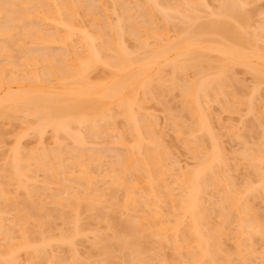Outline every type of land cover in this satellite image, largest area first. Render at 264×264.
Segmentation results:
<instances>
[{
    "label": "bare ground",
    "instance_id": "1",
    "mask_svg": "<svg viewBox=\"0 0 264 264\" xmlns=\"http://www.w3.org/2000/svg\"><path fill=\"white\" fill-rule=\"evenodd\" d=\"M15 1H17V0H1L0 1V38L2 37L0 43H2V39H3L6 41V43L9 41L7 43L9 45V43H11L12 40L15 39V38L14 39L11 38V37H13L12 32L14 31V29L16 27L20 28V26H21L22 32H20V34H22V36H20L18 34V31H20V30L17 31V29H15V31H16L15 34L17 33L15 36H17V35L20 36L19 38L21 40L23 39V37H24V39H28L27 42L29 41L30 43L29 44L27 43V45L29 46L30 44L31 45L33 44L34 46H31V45H30L31 47H27V45L24 46L23 43L26 40H24V42L22 41L23 43L20 42V44H22L20 48L17 46V48L22 50L25 54V55H22V58H24V59L22 60L23 62L20 61V65L22 64L21 65L22 68L20 67V65H18L21 68V69H19V67L17 65H16L17 67L12 65V64H14L13 63L14 60L13 61L10 60V62L8 60L9 56L12 55V54H9V52L12 48L10 50L8 49L9 52L7 53V49L5 46H8V45H6V43L4 41L3 42L5 44L4 43H2V44H4L5 46L2 44L0 45V56H1L0 58L2 60V58L4 57V59H5L4 62L6 61L4 64H6V66L10 67V69L12 70V72L10 69L7 70L6 68H8V67L5 68L4 64H2V67H0L1 68L0 69V120H3V118H4V120H6V119L8 120L9 118H6V117H9V116H11L17 120L16 114L22 115V114H20V112L25 113L26 114L25 117H27V116L33 117V118L31 117V120L34 119L35 117L38 118V121H36L34 123L35 126L33 125L34 127L32 129V130H34L33 133H35L38 136L36 138L38 141L41 142L44 135H46L48 132L47 129H50L51 130L50 131L51 136H52V138H51V136H50V138L53 139L55 141V143L56 142L60 143V136L63 137V135H64V137L66 139H67L66 136L70 137L72 139V141L76 145H78L77 148L80 146V147H82L81 149L84 150L85 148H83V147L87 144L86 138L93 137V139H94L95 137L100 136L99 133L103 132L104 129H105L104 132L107 136L109 135L110 132L114 133V131H113L114 125L112 127H110L112 125L111 124L112 123L111 117L115 114L113 112H116L118 114V116H120V117L123 116L124 121L128 122L130 125L129 126L130 129L128 128V124L126 125L127 130L124 134H126L128 132L130 135L131 134H132V136L134 135V140L131 139L133 142L131 141V143H130V141H128L129 138H126V135L124 136L123 133L122 134L125 138L122 136L123 139H122V137L117 139V141L119 140L117 142V144L120 147H124L126 145L127 141H128L127 145H128V143H129V145L132 143L133 144L131 146H128L129 147V149H127L128 153L125 155L126 159L124 160V157H123V159H122L123 161H120L123 163V165H122V163H119V165H117L119 168H117V166L114 167V169L115 168L120 169L118 171H120L121 173L119 172V175L111 178L112 174H114V173L118 174V173H116V172H118L116 170V172L114 171L109 176L111 178V183L109 181V184L112 185V186L110 185L109 187L112 188L114 185V186H117L115 188H124L123 190L126 191L125 192L126 193V195H125L126 199H125V201H123L125 203H124V206L121 205V206H123L121 208H125V210H127V211L130 208L134 209V207H136V209H137L138 205L136 203H138V204L140 203V204H142L143 211H144V209H145V211L147 209L148 216L144 215L145 211H144V214L142 216L137 215V214H133L132 212L128 211L127 213L128 214L130 213L129 214L130 216H131V214H133L135 217L133 219H130L128 216L129 220L134 221V222H131L130 225L135 224L133 226L131 225L132 229L134 227V229L132 230L133 232L131 231L129 234H127V235L124 234L122 236H119V235L117 236V234H115L116 236H114V238H113L114 239L113 242L115 243L114 245L120 247L122 249V251L125 252L126 259L128 261L127 264H132V263L139 264L140 261H141V264H143L145 262V260H144V258H142V256H139L140 251H142V249L140 250V248H141L140 247V243H141L140 241L142 240V237L144 236L143 234L146 232V229H148V227H149V228L154 229V230L152 229L151 232L152 233L154 232L156 235H158L160 237V238L159 237L158 238L161 241H163V240L167 241L169 239L171 241H173L171 243L174 244L173 248L175 249V251L177 250L178 252L183 253L182 250L187 249L190 252V255H188V256H190L188 261L184 260L185 262L183 263V261H182V264H221V263H219L220 260L218 261V259H219L218 254H221V251H222L221 249L223 246L222 245L223 242L221 240L222 234L220 233L221 227L218 228L219 231H218V229H216L218 226L217 227L214 226L215 230H214V228L211 229L212 227L209 229L208 228L209 223H207V221H205L206 219H204V216H206L205 211L207 212V210L205 209V211H203L204 209H201L202 208L201 205L204 206V204H201L202 203L201 200L203 199L202 197H204L202 195H204V191H206L205 189L208 188L207 185L210 184V183H208L209 179H212L214 181L213 182L214 188L217 184L224 185V184H222V183H224V181L218 180L219 178H218V175L216 172V167H215V164H217V162H219L218 161L219 159H220V161L223 162V160H221V155L219 156V155H215L212 153H208L203 157L204 158L203 159L201 154H200L199 157H201L202 159L199 160L200 158L198 157L199 158L198 162H200L198 167L196 169L194 168L195 170L193 169V170H189V171H185V172L181 171L180 170L181 167H179L178 171H180L181 173L178 174V176H177L178 172L176 170L170 169V173H171V171H172V173L173 172L175 173V171L177 172L175 174L173 173V175L174 176L176 175L175 176L176 177L175 182L179 185L178 187L180 189L179 190L180 193L177 195V197L174 196L173 193H175L174 192L175 190H170L173 188H171V187L169 188V186H167V184H166L167 182H164V177L171 175L172 173L169 174L168 172H166L168 170V168L165 169L166 167H163V166H167V165L166 164L163 165L164 164L163 162H165V159L163 160L164 157H162V154L160 153L161 152L160 149L158 150V147L160 144H159L158 140L155 139L154 137L147 136L148 132L147 131L145 132V129H147V128L150 129V126H148V125L145 126L146 123L140 124V122H142V123L145 122V120H144L145 118L143 119V117H144L143 112H142V115H143L142 119L144 121H142L141 118H140L141 120L139 121V117H138V116H140L138 113V110L140 112L141 108L143 109V106H144V104H143L144 102L141 103V101H144V100H142L138 97H139L140 93H142L143 95L148 93L149 88L151 87L150 86L151 82H153L154 80H158L157 82L162 80V83H165L164 81H167V80H165L166 77L164 79L163 78L161 79V77L165 76L164 75L165 74L164 66L167 67V65H170L172 67L173 71H179L180 70V71H182L181 73H183V70L185 72V69L186 70L189 69L188 67H192L193 69L196 68V70H197L200 67L198 65L199 60H201L200 56H201V58H202V56H204V54H203L204 51H200V50H205V52L206 51L215 52L216 54L220 55L217 58L220 59V61H221L220 62L221 64L220 63L218 64L219 68H218L217 72L215 73L216 77L212 76L214 78H212V77L209 78V79H212L209 81V79H206V77L207 76L209 77V75L206 76L203 74L202 75L203 77L201 76V78H200V76H199V78L201 80L199 81V78H198V80H197L198 83H197V81L196 82H190L192 84H189L188 87H186V85H185V89L183 91V96H184V99L186 102V106H187V104L189 105L188 109H190L189 111H191V115L193 116V119L195 121L194 122V126H195L194 129L191 128L192 132H194V133L195 132H199V133L200 132L201 133L206 132V130L209 129V128L207 129V127H209V126L206 127V125L204 123L206 119H203L204 122L202 121V118H206V117L204 116V114H203L204 117L202 116L203 111L201 109V105L199 104V102H201V101H199V97L202 98L201 96H204L205 98H209V97L211 98L214 94V93L212 94V91L214 90L213 88H215V92L217 91L219 93L220 88L222 87V85H224L221 83H225L224 79L226 78L227 74L230 72L231 67L234 68L235 66L241 65L245 68L247 67L248 68L247 70L248 71L250 70L251 73H253V75L257 74V76L260 79L264 78V50H263V52L260 51V50H262V48H261L262 45L264 46V42L262 41V40H264V36H263V38L261 36L262 40L260 42H262V44H260L259 39H258L259 43L256 40L257 43L255 42L256 45L254 46L257 50L256 52L254 51L255 50V48H254L252 53H246V51L244 52L240 48V45H239V44H241L240 42L243 41V36L241 33H239L241 31V28L236 27V24H237L236 22H238L239 24L241 23L240 24L241 27H242V25L244 26V22L246 23V21H245L246 15L242 16L243 13H241V11L239 13L241 15L238 14L239 10H241L243 8V6L242 7L240 6L241 9H239L240 7L238 5H241L242 3L239 2L238 0H235L236 2H234V0H224V4L223 5L221 4L222 6L219 7L220 8L219 11L217 13H215V15L218 17V20L212 19L214 21L209 22V23L200 22L201 24L200 25L198 24L199 27H197V26L195 27V31H194V29H192L193 31H189L190 30L189 29L188 31H186L184 33L185 28H183L182 29L183 35L179 36L180 38H178L174 41H172V39L169 38L168 35H167L168 37L162 36L160 33H158V35H157L156 34L157 32H155V31L152 32L153 33L152 35L151 34L148 35L150 37L137 36L138 35L137 33L139 31L148 33V30H147L148 26L144 23L143 26L146 27V29H145L146 31H145V30H143L144 27L142 25H141L142 27L140 26L141 28H138L139 24L136 23L137 24L136 25L137 26L136 27V31H137L136 34L137 35L135 34V32L131 35V33L133 32V30H131L132 27L130 28L131 31L129 30V28L127 31V32H129L128 34L131 37H133V35L136 36V37H133L134 39L137 38L136 40L133 39L136 44L137 43L141 44L142 45L141 47H143L144 49L148 48V46L150 47L149 41L151 39L147 40V38H152L151 36H154V38L156 36V39H157V37L160 38L161 43H158V41L154 40L155 43H154V41L151 42L152 44L154 43V45L151 44V48L146 49V52L143 56H138L136 54L137 52L136 53L133 52L136 55L132 56V52L130 51L131 53L129 52L130 53L129 54L127 52L128 49L126 50V48L123 45V44H125L124 41H122L123 40L122 36L125 33L123 27L119 26L121 29H123V32H124L123 33L122 31H120L119 34L117 32L118 29H116V27H115L116 25L114 26L111 23L109 24L110 25L109 28L111 27L109 30H105L106 28L102 30L104 33L102 31H100L101 28H100V30H97L99 32V34H97V36H96V37H98L97 39H99L98 42L100 41V39L102 40V43H100V45H102V46H100V48H99V44L96 43V39H95L96 37L93 38V36L91 35V31L89 29H86V27L83 25L85 21L82 23V20L80 19L81 20V26L82 25L83 26L81 27L79 25L80 21L77 22L78 11H79L78 8L81 9L80 7L84 5V0H76L75 3L73 2V0H44V1L41 0V2H42L41 3L39 0V3H38L39 5L37 3H33V0H31L32 2L31 1L28 2L27 0H26L27 2L25 0L24 1L22 0L23 1L22 2L21 0H19L20 2L17 1L16 3H14ZM100 1H102V0H100ZM193 1L194 0H191V3H190V1H188L189 3L187 2L186 4L184 2V4H185L184 7L186 5H188V8H189V4H190L191 5L190 7L193 8V10H191L192 8L189 9L190 11H188L184 8L186 10V12H183V13H186V16L190 15L187 13V11L189 13H191V11L194 12L195 8H196L195 11L196 10L200 11L199 8L197 9V6L195 7V4L196 3L198 4V2L195 0V3H194ZM203 1L204 0H202V2ZM237 1L239 2L238 4H237ZM90 2H92V1H90ZM142 2L143 3H140L141 5L144 4V1H142ZM85 3H87V2H85ZM204 3H205V1H204ZM29 4L31 6L33 4L32 7L30 6V10L28 7ZM35 4H37V5H35ZM98 4H97V6H98ZM146 4L151 5L152 3H148V2L146 3L145 2V5ZM147 5L145 7L149 8L150 6H147ZM156 5L158 6V4H156ZM92 6H94V5H92ZM116 6H117V4H116ZM137 6H138V4H137ZM203 6L205 7L206 3L202 4V7ZM25 7L28 8V10ZM141 7L142 6L139 5L138 9L141 12L143 10L145 12L146 9H144V8L142 9ZM151 7H153V6H151ZM151 7L149 9H151ZM83 8H85V7H83ZM99 8H100V10L102 8V11H105V9H106V8H104L103 4H101V5L99 4L98 8L93 7L92 11L96 10V12H97ZM126 8H127V6H126ZM130 8H132V5ZM159 8H161V7L159 6ZM175 8H178V7H175ZM175 8H172V9H175ZM182 8H183V6H182ZM186 8H187V6H186ZM133 9H134V7L132 8V11H133ZM161 9L167 11V8L163 7ZM139 10H138V13H136L137 11L135 13L136 14L141 13ZM237 10H238V12H237ZM150 11H152V10H150ZM154 11H156V8H155V10L150 12V15L154 14ZM175 11H176V9L173 12H175ZM80 12H81V10H80ZM96 12L94 14H96ZM170 12H172V11H170ZM170 12H169V15L171 14ZM104 13H107V11H105ZM147 13L149 14V12H147ZM178 13H177V15L180 14V13L179 14ZM196 13L197 12L192 13V14H194V17H195ZM143 14H142V16H143ZM175 14H176V12H175ZM184 15L185 14H183L182 17H185ZM197 15H198L197 17L199 18L198 13H197ZM210 16H212V15L210 14ZM213 16H214V13H213ZM127 17L132 18L129 15ZM165 17L167 18V15H165ZM192 17H193V15L192 16L190 15L188 18H190L192 20ZM122 18L124 19V17H122ZM122 18L120 17L119 18L120 20H118V21H122ZM171 18L174 19V17H172V16H171ZM188 18H186V19H188ZM198 18H196V19H198ZM214 18H216V17L214 16ZM127 19L129 20V18H127ZM149 19H150V17H149ZM186 19H184V20L187 22L189 19L188 20H186ZM193 19H195V18H193ZM182 20H183V18H182ZM191 20H189V21H191ZM231 20L232 21L235 20L234 22L236 24L235 25L231 24V22H230ZM96 21H97V19H96ZM96 21H95V26H96V24H100V23H97ZM168 21H169V19H168ZM36 22L38 24L41 23L40 27L39 26L37 27V25H35ZM46 23H49V24L51 23L55 26L52 34H50V32H47V31L46 32L48 34L46 32H44L45 30H48V29L43 28L44 29V31H43V29L41 28L42 27L41 25L44 24L43 25V27H44L45 25H47ZM146 23H148V22H146ZM191 23H192V21H191ZM51 24L49 26H51ZM148 24L150 26V23H148ZM184 24H186V23H184ZM93 25H94V23H93ZM99 27L100 26L98 25V28ZM117 27H118V25H117ZM187 27L189 28V26H187ZM35 28H36V30H35ZM98 28H96V29H98ZM190 28H192V27H190ZM193 28H194V26H193ZM237 29L239 32L237 31ZM149 31H151V30H149ZM106 32L108 33V35ZM121 32H122V34H121ZM149 33H151V32H149ZM116 34L119 35V38L122 37V39L121 38L120 39H121V42L123 44L119 41V38L117 39L115 37ZM120 34H121V36H120ZM208 34H211L212 36L215 35L214 37L219 38V40H220L219 42H221L220 38H222V40L224 39L223 43L221 42L220 44H218V43H215V41L214 42L212 41L213 42L212 44L213 45L216 44V46L215 47H213V45H212V47L208 46V45H210V43H203V39L205 42L206 38H208L210 36L209 35L206 37V35H208ZM94 35H96V34H94ZM262 35H264V34H262ZM170 39H171V41H170ZM245 40L243 42H245ZM15 41H18V40H15ZM163 41H165L166 43H162ZM208 41L210 42V40H208ZM206 42H207V40H206ZM74 43H75V45H74ZM76 43H77V45H79L80 49L83 48L81 50L82 51L81 53H79L80 51L77 50L78 46L76 45ZM245 43H247V40ZM12 44H13V42H12ZM20 44H19V46H20ZM205 44H208V45L206 46ZM217 44L220 46L217 47ZM257 44L261 45L260 50H259V48H257ZM97 45H98V47H97ZM39 46H41V47H39ZM53 46L56 49L61 50V51H59L61 54L60 53L56 54L57 51L55 53H53V52L51 53V51H49V50L50 49L53 50L52 49V48H54ZM13 48H15V47H13ZM19 49H17V50H19ZM83 50H85V52H83ZM103 50H105V52ZM22 51H21V53L23 54ZM62 51H64V53ZM101 52L104 54L105 53H108V54L110 53V54L104 56ZM111 53L113 54V57H112ZM142 53L138 52V54H142ZM107 56H109V57H107ZM206 58H208V57H206ZM11 62H12V64H11ZM8 63H9V65L11 64V66L7 65ZM58 63H61L62 66ZM58 65H60V66H58ZM101 65H103V67L105 66L104 70L106 69L107 70L106 72L109 73V74L108 73L104 74V76L105 75L109 76L107 78L108 80L105 81V80H99L98 79L97 81H100V82H93L94 80H96L97 78H100V77H101L100 79H104L103 75H102L103 77L102 76L99 77L98 75L96 76L94 73L98 69L97 67H100ZM42 66H43V68H40ZM14 67H15V69H14ZM108 68H109V70H108ZM162 68H163V70H162ZM41 69H42V71H41ZM40 71H41V73H40ZM199 71H201V70H199ZM9 73H10V76H8ZM173 74H176V73H173ZM200 74H202V71H201V73H199V75ZM204 76H206V77L204 78ZM171 77L172 76H170V78ZM170 78H169V80L171 82L170 84H172V87H171V85H170V87L173 89L174 85L177 86L174 83L175 82L174 80H176V79H174L175 77L174 78L172 77L171 78L172 80ZM203 78L206 80H204ZM91 80H93V81L91 82ZM102 81H104V82H102ZM154 83H156V81ZM195 83H197V84H195ZM218 87H220V88H218ZM223 87H225V85ZM222 90H224V88ZM222 90H220V92ZM209 92H211L212 96H209ZM217 92L215 94H217ZM221 94L222 93H220L219 95H221ZM217 96H218V94H217ZM140 97H141V95H140ZM213 97L216 98V96H213ZM219 97L220 96H218L217 98L219 99ZM146 98H147V96H146ZM139 100H141V101H139ZM200 110L202 112H200ZM143 111H145V110L143 109ZM201 116H202V118H201ZM28 119L29 118L27 117V120ZM108 119L111 121V123L109 122ZM115 119H116V117L114 118V116H113L112 120L116 121ZM19 120H21V119H19ZM34 121H35V119H34ZM23 122L21 121V123H23ZM105 122H106V124H105ZM107 122L110 123V126H108L109 123H107ZM24 123H26V121ZM29 123H26V124H29ZM31 124H32V122H31ZM115 124H116V122H115ZM207 124H208V121H207ZM27 126H28L27 128L32 127V125L31 126L27 125ZM192 127H193V125H192ZM130 131L132 133H130ZM149 132H152V135H153V131L149 130ZM207 133H209V132L207 131ZM129 134H128V136L131 138V136ZM180 135H181V133L179 134V137H180ZM53 140H52V142H53ZM72 146H74V145L72 144ZM16 147L17 148L13 151V155L11 154V156L8 159L9 164L8 163L7 164L9 165L8 166L10 169L9 171L11 172L10 173L11 175L9 174V178L11 177V179H12L14 177L16 182L18 180V185L20 187L22 186V184L27 183V181L25 179H28L31 177V174L29 175L28 170L26 172V169L33 163L37 167V169L34 167L35 171H37V170L38 171H45L44 173L47 172V174L49 172L54 174L55 173L54 170L59 169L58 171H61V168L66 169V171H67V169H69V164L66 165L68 163L66 161H69V160L72 161L71 166L79 168V169L76 168V169H78V173L80 174L79 175L77 173L79 176H75V175H77V174H75L74 177L71 178V176H73V173H70V171H69V174H72V175H69L70 179H69L68 175H66L67 173L65 172V170H63L64 171V172L62 171L63 174L67 176L65 178L66 180L64 179L65 180L64 182H67V180H68L69 184H67V183H65V184L69 185V186H64L65 185L64 182L62 183L64 185H62V187H60L61 192L59 191V193H57V195L59 194L58 195L60 198L59 200H57V197L53 194L55 196L54 204L57 205L58 209H61L62 212L63 211L65 212V210H62V209L67 208L68 211H71V213L75 214V218L74 217L72 218V216L70 215L71 213L69 212L70 214H68V216L70 215V217H71V220H69L70 218L68 219L66 214L63 213V215H62V212H61L60 218L62 220L65 219V220H63V222L65 224H69V223H66L67 220H69V222L78 221L77 224L72 223V225H75L74 228L76 227V225L79 224V220H77L78 219L77 217H79L78 214H80L79 212L81 211L80 209H81L82 205L80 203L82 200L83 201L87 200L88 206L86 208H90L91 210L96 209V206L99 203H101V202L98 203V201L96 202V199H97L96 197H98V196H95V199H94V197L92 198V196L96 195L95 194L96 191H98L96 189H94L95 190L94 192H93V189L91 190L93 182L90 181L91 184L90 185L88 184V186L89 187L91 186V188L90 189H88L89 187L87 188L88 193H91V196L86 192L87 191V189H86L87 184H84L86 187L83 186L85 191L80 192L77 188V187H79V185L82 186V184H81L82 180H85V182H86V180L88 179L87 176H89L91 179L94 178V177H91L90 175H88L89 169H87L86 164H88L90 162L87 160L89 158L86 159L88 161V163H86L87 161L84 162L85 158H86L85 155H87V154L83 150H81L82 152L80 151L78 153L77 151L74 150V148L70 147L71 149H73L72 153L75 152L78 155L71 154L72 157L67 159L65 157L66 155L62 156L64 154L63 151L60 153L57 150L60 147L58 145V148L56 149L57 152H54V150H53V152L49 151L48 152L49 154L45 153L44 156L47 157V159L44 158L45 161L49 159L48 155H51L50 152L52 153V155H53V153H55L54 155H55V160H56V161L54 160L55 161L54 163L53 162L50 163L51 160H49L50 164H52V165L55 164L54 166H52V165L46 166L47 162H45V161L42 162L43 156L37 155L41 151L40 152L37 151L38 153L36 152V154H35V150H34L33 154H30L27 152H26L27 153L26 154L23 150V152L25 154V156H24V154H23L21 148L18 146V144ZM128 147L125 146V148H128ZM196 147H198V145H196ZM201 147H202V145H201ZM52 148L54 149L55 145ZM47 150L48 149H46V151ZM79 150H80V148H78V151ZM25 151H27V150H25ZM31 151H32V149L29 152H31ZM46 151H44V152H46ZM202 151H204V150H202ZM197 152L199 153V148L197 149V151L194 154L196 155ZM83 153H85V154H83ZM200 153H202V152H200ZM216 153H217V151H216ZM247 153H248V151H247ZM34 154L37 156L36 158L34 157L35 156ZM91 154L92 153H90V155H89L90 158L92 157ZM218 154H219V152H218ZM41 155H42V153H41ZM38 156L42 157L41 160H40V158H38ZM246 156H247V154H246ZM52 157H54V156H52ZM218 157H220V158L218 159ZM96 159H98V161H96ZM96 159H95V161L99 162V161H101L100 159H102V157L97 156ZM89 160H91V159H89ZM93 160L94 159L92 158V161ZM249 160L251 163H253V162L259 160V158L256 156H251L249 158ZM32 161H33V163L30 164V162H32ZM93 163H95V162H93ZM93 163L89 164V165H93ZM96 165H97V163H96ZM120 165H121V167H120ZM218 165H220V163H218ZM66 166H68V167H66ZM112 166L113 165H111L110 168H112ZM99 167L101 168V162H100ZM169 168H171V167H169ZM31 169L32 168L30 167L29 172H31ZM174 169H175V167H174ZM182 170H183V168H182ZM58 171H56V172H58ZM132 171H134V172H132ZM130 172L135 173V174L138 173V174H136V177L134 174V178H132V180L134 179L133 184L130 183V182H132L131 179L129 182V180H127V177H126V176H129L128 174ZM167 173H168V175H166ZM32 174H34V173H32ZM57 175L58 174L56 173V176ZM106 175H104V176L106 177ZM173 175H171V177L174 179ZM48 176H52V175L49 174ZM32 177L30 178L31 180L34 178V177L33 178ZM53 177H55V174L53 175ZM14 178L12 180H14ZM129 178H130V176H129ZM9 180L10 179H8V181ZM87 181L89 182V180H87ZM216 181H219V182H216ZM59 182L61 183V181H59ZM71 182H72V184H71ZM215 182H216V185H215ZM27 184H25L24 186L27 187L26 186ZM47 184L50 185V183H47ZM75 185H77V187L74 188ZM19 186H18V188H20ZM166 186H167V188H166ZM164 187L166 188V190H168V188H169L167 196H169L168 198L171 199L170 202L172 203V208L175 207V210L173 213L175 222L172 225L173 220L169 221V223L171 222V226L168 224V222H167L168 220L165 219L164 216L162 215V213L164 211L161 213V211L163 210L162 207L163 206L166 207V205H163V204H166L165 200H167V199H163V198L161 199L160 198L163 195L160 192L162 191V188L164 189ZM224 187L230 188V186H226V185ZM3 188H4V186H0V189H1L0 190V200L3 202H6V203H8L7 202L8 200L11 202L10 198L9 199L7 198V196H9V195L6 194V192L4 190H2ZM212 188H213V186H212ZM229 188H228V192L226 190L227 193L224 192V193H226L224 195H227L229 193L225 197L224 201L222 200L224 197L221 199L223 203L220 201L222 203L221 205H223V206L218 205L219 206L218 208L220 210L224 209L223 210L224 213L221 210L222 212L220 214L221 218L224 221H227L229 219L227 216V214H229V212H231L230 214H232V212L234 213V211L238 213V210L240 209V204L243 201V199H242V201H240L241 199H239V196H238L239 194H236V193L234 194L233 192H235V191L233 190V192H231L232 189L230 190ZM89 190L91 192H89ZM170 191H171V193H170ZM139 192H143L144 194L143 193L141 194ZM29 193H31V192H29ZM92 193H93V195H92ZM138 193L141 194V195H139L140 196L139 198H137L138 195H136ZM63 195H66V196L64 197ZM50 196L54 197V196H52V194ZM3 198H4V200H2ZM172 198L173 199L176 198L175 200L177 202L175 200H173ZM95 202L98 204H95ZM162 202H164V203L162 204ZM220 202L218 204H220ZM10 204H14V203H10ZM39 205H40V203H39ZM167 205L169 206L168 203H167ZM8 206H9V204L7 205V207ZM32 206L35 207L34 205H32ZM42 206L43 205L41 203L40 207H37V208H41ZM7 207H5V208H7ZM44 208H45V206H43L41 209H44ZM90 209H88V210H90ZM133 209H131V210H133ZM136 209H134L133 211H135ZM33 210L34 209H32L31 212ZM45 210H46V208H45ZM247 210H248V208H247ZM5 211H3V212L0 211V230L1 231L4 230V232L3 231H2V233L0 232L2 235L4 233V236H0V237H2L4 239L3 240L4 242H6V243H4V244L2 243V244L6 245L5 251H7V252L4 251L5 252L4 253L1 251V250H3V246L1 244L0 245L1 246L0 264H24V263L26 264V261L24 263H20V262H22L20 260V257H19L20 254L19 255L17 254L20 251H23L24 253L30 254V255H31L30 252H36V253H39V255H41V253H42V255H43V252H45L43 250L44 246L45 245L48 246L50 244H45L43 246L42 244H44V243L41 242L42 243L41 247L43 246V249H42L43 251H41V248H39L40 246L38 245V244H40V242H37L38 244L37 243L34 244L35 239L33 240L34 241L33 243H31V240L29 241V239H31V237H30V235H28L29 233L26 234V232H25V231H27L26 230L27 228L25 227V229H24L22 226L20 227V224H22V223L25 224L26 220H28L26 218L27 215L23 216L22 215L23 213H20V212L18 214V217L19 216L20 217L17 218L18 222L17 221L16 222L18 224L20 223L19 224L20 231L24 229L23 230L24 232H19L22 236V237H20L21 241L18 240L17 243H13L16 240L15 241L13 240L12 236L10 235L8 228H7V230H5L6 225L4 224V221H3L4 216H1V215H4L3 213H6ZM16 211H17V209H16ZM37 211H38V209H37ZM39 212H41V211H39ZM149 212L151 214H153L152 217H151V215L149 217V214H150ZM169 212H170V214H172L170 210H169ZM217 212H220V211H217ZM47 213H45V214H47ZM95 213H97V212H95ZM224 214H226V216ZM62 216H64V217L62 218ZM98 216H100V215H98ZM145 217H148L150 219H147ZM161 217H162V219L164 218L167 221H164V219L162 221ZM152 218H154V219H152ZM14 219L15 218H13V220ZM74 219H76V220H74ZM146 219L149 222H146ZM244 219L245 218L239 219L240 221L238 223L239 224L238 225V230H239L238 231V233H239L238 237L240 239H241L243 233L245 232L244 230H246V232H250L252 234L253 231H256L255 233H257V231H259V230H255V228L258 229L260 227L257 225L255 226V224L252 225V224H250L251 222H248L246 219L245 220ZM230 220H231V218L229 219V222H230ZM224 221H223V223H224ZM165 222H167L166 225H165ZM13 223H15V222H13ZM43 223L44 222H42L41 224H43ZM203 223L206 224L207 228H204L205 224L203 226ZM258 223H260V222L258 221ZM18 224H16V225L18 226ZM45 225H47V224H45ZM144 225H146V226H144ZM79 226H80V224H79ZM79 226H77V227H79ZM157 226H159V227L155 229V227H157ZM209 226H211V225L209 224ZM145 227H146V229H144ZM11 229H13V227ZM79 229H80V227L77 229L78 232H79ZM205 229H208V230H205ZM42 230H44V228ZM263 230H261V231H263ZM45 231H46V229H45ZM261 231H259V232H261ZM74 232H77V231L75 230ZM142 232H144V233H142ZM80 233H82V232H79L78 235H80ZM222 233H224V232H222ZM155 234H154V236H156ZM128 235H130V238H128ZM71 236H72L71 234L70 235L66 234V236L63 237L61 239V241L62 242H71V241H73L71 239L75 238L76 235H74V237L73 236L71 237ZM44 237L45 236H43V238ZM67 237H69V238H67ZM2 238L0 240H2ZM51 238H53V237H51ZM51 238H48V239H51ZM140 238H141V240H140ZM18 239H19V237H18ZM97 239H100L99 240L100 244H103L104 247L106 246L104 244L107 240H105V242L101 243L100 241L102 240V238L98 237ZM103 239H104V237H103ZM12 240H13V242H12ZM54 241H56V240H54ZM102 241H104V240H102ZM95 242H96V244H99L98 240ZM56 243H58V242L56 241ZM107 243H109V241L106 242V244ZM71 244H74V242H71ZM110 244H109L110 246L107 245L106 248L102 247L104 250L106 249L105 250L106 251L105 252L106 253L105 254L106 255V261L110 259L112 249H114L113 247H115L112 245L113 243H110ZM237 245H238L237 248L240 250L239 252H242L241 248L243 249V247H242L243 243H240ZM100 246H102V245H100ZM38 249H39V252H37ZM187 250H184V251H187ZM251 253H252V251L246 253V255L249 257L250 256L252 257V255L254 256V253H252V254ZM36 255H38V254H36ZM138 256L141 258H139ZM182 257H183V254H182ZM31 258H32V256H31ZM127 261L125 260L124 262H127ZM109 262H110V260L108 261V263ZM59 264H60V262H59Z\"/></svg>",
    "mask_w": 264,
    "mask_h": 264
},
{
    "label": "rangeland",
    "instance_id": "2",
    "mask_svg": "<svg viewBox=\"0 0 264 264\" xmlns=\"http://www.w3.org/2000/svg\"><path fill=\"white\" fill-rule=\"evenodd\" d=\"M17 1H19V0H17ZM17 1H15L14 3H16ZM27 1L29 2L31 0H27ZM90 1H92V2H90ZM142 1H144L143 5L140 4V3H143ZM188 1H190V3H191V0H188ZM188 1L187 0H140V1L139 0H107V1L106 0H102V1H100V0H84V5L80 7L81 9L78 8L79 11L77 10L78 11V17H79V18L77 17V22L80 21L79 22L80 24L79 23L78 24L81 26V20H82V23L85 21L83 25L86 27V29H89L91 31V35L93 36V38H95L97 36V34H99V32L97 30H100V28H101L100 31H102L105 28H106L105 30H109L111 28V27L109 28L110 23L113 24L114 26L116 25L115 27H116V29H118L117 30L118 34L120 33V31L123 32V29H124L125 33L123 32L124 34L122 36L123 37L122 41H124V43L126 45L121 42L122 37H120L121 38L120 39L118 34H116L115 37L117 39L119 38V41L124 45L126 50L128 49V51H127L128 53L130 51L132 52V56H134L136 54L138 56H143L146 52V49L151 48V44H152L151 42L156 40V41H158V43H161L160 38L157 37V39H156V36H155V38H154V36H151L152 38H147V40L151 39L149 41L150 47L148 46V48L144 49L143 47H141L142 46L141 44L135 43L134 40H136L137 38L134 39L133 37H136V36L133 35V37H131L128 34L129 33V32H127L128 28H129V30L131 27L133 28V29L131 28V30H133L131 35L134 32L136 34L137 33V31H136L137 26L136 25L139 24L138 28H141L145 23L148 26V28H147L148 33L139 31L137 33L138 35L136 34L137 36L150 37L148 35H150V34L152 35L153 34L152 32L155 31V32H157L156 33L157 35H158V33H160L162 36L168 35L169 38H171L172 41H174V40L180 38L179 36L183 35V32H182L183 28H185L184 33L186 31H188L189 29H190L189 31H193L192 29H194V31H195V27L196 26L199 27L198 24L200 25L201 24L200 22L209 23V22H212L214 20H218V17L215 15V13H217L220 9L219 7H221L224 4V0H204L206 3V6L202 7V4H205L204 1L202 2V0H196L199 5L196 3L197 5L195 4V7L197 6V9L199 8L200 11H197V10L195 11V9H196L195 8L194 12H197L199 14V18H198L197 13L195 14V17H194V14H192L194 12H192V11H191V13L188 12V11H190L189 9L192 8V7H190L191 6L190 4H189V8H188V5H186L187 8H186V6L184 7V5ZM238 1L241 2L242 4L244 3L243 5L241 3H240L241 5H238L239 7L243 6L242 9H241V7L239 8L237 6L239 9H241V10L238 9L239 12H238V10H237V12L239 14L241 11V13H243L242 16L246 15L245 16L246 23L244 22V26L242 25V27H241V25H240L241 23L239 24L238 22H236L237 23L236 24L234 22L235 20L232 21L233 19L230 22L233 25L236 24L237 28L238 27L241 28L240 32L238 31V29H237V31L242 34L243 41L245 39L247 40V43H245L246 40H245V42H243V41L240 42L241 43V44H239L240 48L244 52L246 51V53H252V51L255 48L254 46L256 45L255 44L256 40L258 42V39H259V42H260L264 36V35H262V34H264V0H238ZM238 1H237V4L239 3ZM40 2H41V0H40ZM73 2L75 3L76 0L75 1L73 0ZM85 2H87V3H85ZM145 2L146 3L147 2L152 3L151 5H147V4L146 5L150 6V7L153 6V7H151V9H149L150 7L146 8ZM184 2H185V4H184ZM193 2L195 3V0ZM234 2H236V1L234 0ZM33 3L38 4L39 0H33ZM98 3L100 5L101 4L104 5V8H106L105 11H107V13H104L105 11H102V8H101V10L99 8L97 12H96V10H94L96 12V14H94L95 12L92 11L93 7L98 8V6H99ZM30 4L28 6L29 10H30V6H31ZM37 4H35V5H37ZM97 4H98V6H97ZM116 4H117V6H116ZM137 4H138V6H137ZM156 4H158V6ZM92 5H94V6H92ZM131 5H132V8L134 7L133 11H132V8H130ZM139 5L142 6L141 7L142 9L143 8L146 9L145 12H144V10L141 12L138 9ZM32 6H33V4H32ZM126 6H127V8H126ZM159 6L161 8H163V7L167 8V11L159 8ZM182 6H183V8H182ZM83 7H85V8H83ZM175 7H178V8H175ZM155 8H156V11H154V14L150 15V12L155 10ZM172 8L176 9V11H175L176 14H175V12H173L175 9H172ZM184 8L186 10H188L187 11L188 14H190L191 16L193 15L192 20L190 18H188L190 15H187L188 16L187 17L186 13H183V12H186V10ZM26 9L28 10V8H26ZM137 9L141 13L136 14V13H138ZM80 10H81V12H80ZM150 10H152V11H150ZM169 10L172 12H170ZM191 10H193V8ZM147 12H149V14ZM169 12L171 13L170 15H169ZM177 13L179 15H177ZM213 13H214V16L216 18H214ZM142 14H143V16H142ZM183 14H185L184 16L186 18H188L189 20H191L192 23H191V21H189L185 17H182ZM210 14L212 16H210ZM128 15L131 16L132 18L127 17ZM165 15H167V18L165 17ZM239 15H241V14H239ZM171 16L174 17V19L171 18ZM120 17L121 18L124 17L125 20L122 18V21H118V20H120L119 19ZM149 17H150V19H149ZM181 17L183 18V20ZM95 18L97 19V21ZM127 18H129V20ZM193 18H195V19H193ZM196 18H198L199 20ZM168 19H169V21H168ZM184 19L188 20L191 24L188 21L186 22ZM212 19H214V20H212ZM95 21L97 23H100V24H96L97 27L95 26ZM146 22L150 23V26ZM36 23H35V25H37V27L38 26L40 27L41 23L40 24H38V23L36 24ZM93 23H94V25H93ZM184 23H186V24H184ZM46 24H47V25H45L46 27L45 26L43 27V25H44L43 24V25H41L42 26L41 28L42 29L43 28L48 29L45 31L43 29V31L44 32L47 31V32H50V34H52L55 26L51 23H50L51 26L53 25L54 27L49 26L50 25L49 23H46ZM98 25L100 26L99 28H98ZM117 25H118V27H117ZM119 26L123 27V29H121ZM187 26H189V28ZM193 26H194V28H193ZM190 27H192V28H190ZM96 28H98V29H96ZM15 29H17V31L20 30V31H18V34L20 36H22V34H20V32H22L21 26H20V28L16 27ZM15 29L12 32L13 37H11L13 39L15 38L14 40H12L13 44L10 41L11 43H9V45H8L7 43L9 41L6 43V41L2 39V43L5 42L6 45H8V46H5L4 45L5 43L4 44L0 43V45L2 44L6 47L7 53L9 52L8 49L9 50L11 48L13 49V50L11 49L9 52V54H12V55H10V56L8 55L9 56L8 60H9V62H10V60L11 61L14 60L13 63L15 65L12 64V62H11V64L13 66H16V65L18 66V65H20V61H22L24 59V58H22V55H25L24 52L19 49L22 45V44H20V42H22V41L24 42V40H26L25 41L26 43L22 42L24 46L27 45V43L29 44L30 42L29 41L27 42L28 39H24V37L21 40L19 38L20 36H18V35H17L18 37L15 36L17 34V33L15 34V32H16ZM145 29H146V27H144L143 30H145ZM35 30H36V28H35ZM149 30H151V31H149ZM122 32H121V34H122ZM149 32H151V33H149ZM94 34H96V35H94ZM121 34H120V36H121ZM107 35H108V33H107ZM207 36H209L208 38H206L207 42H206V40L204 42V39H203V43H210V45L205 44L206 46L208 45V46L212 47V45H213L212 43L214 41H215V43H218V44H220L221 42L223 43L224 39L222 40V38H220L221 42H219L220 41L219 38L214 37L215 35L212 36L211 34H208V35H206V37ZM261 36H262V38H261ZM1 38H0V42H1ZM97 38L98 37L95 38L96 43L99 44V48H100V46H102V45H100V43H102V40L100 39V41L98 42L99 39H97ZM171 39H170V41H171ZM15 40H18V41H15ZM208 40H210V42ZM262 41L264 42V40H262ZM154 43H155V41H154ZM154 43L152 45H154ZM162 43H166V42L163 41ZM19 44H20V46H19ZM218 44H217V47L220 46ZM260 44H262V42H260ZM260 44H257V48H259V50H260V46H261ZM30 45L29 46L27 45V47L34 46L33 44L31 46ZM74 45H75V43H74ZM76 45H77V43H76ZM17 46L19 48H17ZM77 46H78L77 50L80 51L79 53H81L82 52L81 50L83 48L80 49L79 45H77ZM215 46H216V44L213 45V47H215ZM13 47H15V48H13ZM39 47H41V46H39ZM97 47H98V45H97ZM16 48L19 50H17ZM261 48H262V50H260V51L263 52L264 46L262 45ZM52 49L54 51L51 49L49 50V51H51V53L52 52L55 53L57 51L56 54H58V53H60L59 51H61V50L56 49L55 47ZM21 51L23 52V54L21 53ZM103 51L105 52V50H103ZM200 51H204V53L202 52L204 54V56H202V58L200 56L201 60H199V64H198L201 68L199 67V69L196 70V68L193 69L192 67H188L189 69H187V70L185 69V72L183 70V73H181L182 71H180V70L179 71H173V69L170 65H167V67L164 66V68H165L164 69L165 70L164 75L165 76L161 77V79L162 78L164 79L166 77L165 80H167V81H164L165 83H162V80H160L161 82L160 81L157 82L158 80H154L153 82H151V85H150L151 87L149 88V91L147 94L143 95L142 93H140L142 98L140 97V95L138 98L144 100V101H141V100H139V101H141V103L144 102L143 103L144 104L143 109L145 111H143L142 108H141L142 111L140 110V112H139V110H138V113L140 115V116H138L139 121L142 119V117L144 115L143 119L145 118L144 119L145 122H143V123L140 122V124L146 123L145 126H147V125L150 126V129L149 128H147L148 130L145 129V132L146 131L148 132L147 136L154 137L155 139L158 140V142L160 144L158 147V150L160 149V151H161L160 153L162 154V157H164L163 160L165 159V162H163L164 163L163 165H165V164L167 165V166H163V167H166L165 169L168 168V170L166 172H168L169 174L172 173V171L170 173V169H172V170H176L178 172L177 173L175 171V173H177V176H178V174L181 173L180 171H178L179 167H181L180 170L184 171V172L189 171V170H193L194 168L196 169L200 163L198 161L201 160L208 153H212V154L219 155V156L221 155V160H223V162L220 161V159H219L220 157H218L219 162H217V164H215V167H216V172H217V175L219 178L218 180L224 181V183H222L224 185H221V184H220L221 186L219 184L216 185V182H219V181H216L215 182L216 186L214 188V184H213L214 181L212 179H209L208 183H210V184L207 185L208 188L205 189L206 191H204V195H202L204 197H202L203 199L201 200L202 201L201 204H204V206L201 205V207H202L201 209H204L203 211H205V209L207 210V212L205 211L206 216H204V219H206L205 221H207V223H209L211 225V226H209V224H208V228L210 229L212 227L211 229L214 228V230H215V227L218 226L216 229L221 227L220 228L221 231L224 232V233H222L220 231V233L222 234L221 240L223 242L222 243L223 246L221 249L222 250L221 254H218L219 255L218 261L220 260L219 263H221V264H264V230H263L264 229V179H263L264 178V78L260 79L257 76V74L253 75V73H251L250 70L249 71L247 70L248 69L247 67L245 68L241 65L235 66L234 68L231 67L230 72L228 71L229 73L227 74L226 78L224 79L225 83H221V84L225 85V87H223L224 85H222L224 90H222L223 89L222 87L221 88L218 87L222 91L220 92V90H219V93L216 91L218 96H220L219 99L217 98L218 97L217 94H215L216 93L215 88H213L214 90L212 91V94L214 93L213 96H216L217 99L211 95V92H209V96H212L211 98L210 97L205 98L204 96H201L202 98L199 97V101H201V102H199V104L201 105V109L203 111L202 116L204 114V116L206 117V118H202V116H201V118H202V121H203V119H206L205 122L204 121L203 122L205 123L206 127L209 126V127H207V129L208 128L209 129L206 130V132L203 131L205 134L201 133V132H200L201 134L199 132L194 133V132H192L191 128L194 129V127H195L194 122L195 121L193 119V116L191 115V111H189L190 109H188L189 105L187 104V106H186V102H185V99L183 96V91L185 89V85H186V87H188L189 84H192L190 82H196L198 80L199 76L201 78V76L203 74L206 76L209 75V77L204 76V78L206 77V79H209L212 76L216 77L215 73L217 72V70L219 68L218 64L221 62L220 59L217 58L220 55L216 54L215 52H213V51H211V52L206 51L205 52V50H200ZM254 51L255 52L257 51L256 48ZM62 52L64 53V51H62ZM83 52H85V50H83ZM133 52L134 53L137 52V53L134 54ZM138 52L139 53L143 52V53L138 54ZM102 54L105 56V55H109L110 53L109 54L108 53H105V54L102 53ZM107 57H109V56H107ZM112 57H113V54H112ZM206 57H208V58H206ZM2 60L0 58V65H1L0 67H2V64H4L6 62V61L4 62V60H5L4 57L2 58ZM11 64L9 65V63H8L7 65L11 66ZM58 64L61 65V63H58ZM4 65H5V68L8 67V66H6V64H4ZM21 65H20V67H21ZM60 65H58V66H60ZM20 67H19V69L22 68V67L21 68ZM102 67H103V65H101L100 67H97L98 69L96 68L97 73L94 72L96 76L98 75L100 77V76H102V75L104 76V74L108 73V72H106L107 71L106 69L104 70L105 66L103 68ZM40 68H43V66ZM6 69L9 70L10 67H8ZM14 69H15V67H14ZM108 70H109V68H108ZM162 70H163V68H162ZM199 70L202 71V74H200V75H199V73H201V71H199ZM41 71H42V69H41ZM41 71H40V73H41ZM11 72H12V70H11ZM172 72L176 73V74H173ZM10 73L8 74V76H10ZM170 76H172L173 78L175 77L174 79H176V80H174L175 81L174 83L177 86L174 85L173 89L171 88L172 84H170L171 82L169 80ZM108 77H109L108 75H105L103 77L104 79H100L101 78L100 77L94 81L91 80V82L92 81L93 82H100V81H97L98 79L107 81ZM200 78H199V81L201 80ZM212 78H214V77H212ZM206 79H204V80H206ZM210 80H212V79H209V81ZM155 81H156V83H154ZM102 82H104V81H102ZM197 83H198V81H197ZM197 83H195V84H197ZM170 85H171V87H170ZM220 93H222V94L219 95ZM146 96H147V98H146ZM205 100L206 101L208 100V101L206 102ZM202 111L200 110V112H202ZM142 112H143V115H142ZM113 113H115L113 116H114V118L116 117V119H115L116 121L112 120L113 119V116H112L111 117L112 123L108 119L112 125L110 126V123L109 122H107V123H109L108 126H110V127H112L114 125V127H113L114 133L110 132L108 135L109 137H108L104 132L105 129L104 130L102 129L103 132L99 133L100 136H97L94 139H93V137L86 138L87 144L83 147L85 149L83 150V149H81L82 147L79 146L78 147V148H80L79 151L77 148L78 145H76L70 137L66 136L67 137V139H66L64 137V135H63V137L60 136V143L56 142L60 146L58 148V145L55 143V141L53 139H51L52 136H51V132H50L51 130L50 129H47L48 132L46 135H44V137L41 141L42 143L40 141H38L36 139L38 136L35 133H33L34 130H32L33 127L35 126L34 123L36 121H38V118H36V117L34 118L35 119V121H34V119L31 120L32 116H30V117L27 116L29 118L27 120V117H25L26 114L20 112V114H22V115L16 114L17 120L11 116L6 117L9 119L11 118L10 120L9 119L4 120V118H3V120H0V186H4V188L2 190H4L6 192V194L9 195V196H7V198L8 199L10 198V200H11V202H10L7 199L8 203L0 200V211L3 212L6 210L5 211L6 213H3L4 215H1V216H4V218L3 217L2 218H3L4 224L7 226L6 227L4 225L5 230H7V228H8L10 235L12 236L13 240L14 241L16 240L15 242H13V240H12V242L17 243V241L20 240V237H22L19 232H24L23 230L26 227L27 231H25V232H26V234L29 233L28 235H30V237H31V239H29L30 237L28 238L29 241L31 240V243H33L35 241L34 244H36L37 242H40V244L37 243L40 246L39 248H41V251H43V250L45 251V252H43L44 256L42 255V253H41V255H39V253L30 252L31 253V255H30V254L24 253L23 251H20L19 253H17L18 255L20 254L19 257H20V260L22 261L20 263H24L26 261V264H31V263L32 264H59V262H60V264L61 263L62 264L63 263L64 264H107L109 260H110V262L108 264H125V263L127 264L128 263V261L126 259L125 252L122 251V249L120 247L114 245L115 243L113 242L114 241L113 238H114V236H116L115 234H117V236L129 234L134 229V227L132 229V226L135 224H131L132 226L130 225V223L134 222V221L129 220L128 216L130 219L135 218L133 214H137V215L142 216L144 214L145 209L143 211L142 204L139 203L140 204L139 205L138 203H136L139 207L137 206V209H136V207H134V209H136L135 211H133L134 210L133 208L128 209L129 212L133 213L130 216L129 215L130 213L128 214L127 213L128 211L125 210V208H121L124 206L125 202H123V201H125V199H126L125 198V195H126L125 192L126 191L123 190L124 188H115L117 186H114V185L112 188L109 187L111 185V184H109V181L111 183V178L119 175L120 171H118V170H120V169H117V168H119L117 165H119V163H122L120 161H123L122 160L123 157H124V160L126 159L125 155L128 153L127 152V149H129L128 146H131L133 144L132 143L129 145V143H128V145H127V142L130 141V143H131V141H132L131 139L134 140V135L132 136V134L130 135L128 132L126 134H124L127 130L126 129L127 124H128V128L130 129L129 123L124 121L123 116H122L123 117L122 118V117L118 116V114L116 112H113ZM19 119H21V120H19ZM143 119H142V121H144ZM21 121L22 122L26 121V123H29V122L30 123L29 124H26L24 122L21 123ZM207 121H208L209 125L207 124ZM31 122H32V124H31ZM115 122H116V124H115ZM105 124H106V122H105ZM27 125H30V126L32 125V127L27 128L28 127ZM192 125H193V127H192ZM149 130L153 131V135H152V132H149ZM207 131L209 133H207ZM122 133L124 134V136L126 135V138H129V140L127 139L128 140L127 142L125 141L126 142L125 146L128 148H125V146L120 147L117 144V142L119 141V140L117 141V139L123 136ZM130 133H132V132L130 131ZM180 133H181V135L179 137ZM128 134L131 136V138L128 136ZM50 136H51V138H50ZM123 137H122V139H123ZM52 140H53V142H52ZM17 144L21 148L22 152L24 150L25 153L27 152V153L33 154L34 150H35V154H36L37 151L38 152L41 151L37 155L43 156V158L38 156V158H40V160H41V158L43 159L42 162L45 161L44 158L47 159V157L44 156L45 153H48L49 151L53 152V150H54V152H57L56 151L57 148H58L57 150L60 153L63 151L64 154L62 156L66 155L65 157L67 159L72 157L71 154L78 155L75 152L72 153L73 149H71V148H74V150L77 151L78 153L81 150L86 152L87 155H85L86 158H85L84 162H86L87 160L90 162V163H88V161L86 162V163H88V164H86L87 169H89L88 175H90L91 177H94V178L91 179L89 176H87L88 177L87 180H89V182L87 180H86V182H85V180H82L81 181L82 186L79 185V187H77V185H75L74 188L77 187L80 192L85 191V189L83 187V186H85L84 184H87L86 185L87 187L85 186L87 189L89 187L88 184L90 185L91 182H93L92 188L90 186L88 189H90V188H91V190L93 189V192L95 191L94 189L98 190L95 193L96 195L92 196V198L94 197V199H95V196H98V197H96L98 199V200L96 199V202L98 201V203L99 202H101V203L98 204L95 202V204H98L97 205L98 207L95 205L96 209L91 210L90 208H86L88 206L87 200L81 201V203H80L82 205L81 209H80L81 211L79 212L80 214H78L79 217L76 216L78 218L77 220H79V224H80V226L78 224V225H76V227L79 226L80 227L79 232H82V233H80V235H78L79 232L77 230L79 227H77V228L75 227L76 228L75 229L74 228L75 225H72V223L77 224L78 221L72 220L73 222H69V220H71L70 215L72 216V218L73 217L75 218V214L71 213V211H68L67 208L62 209V210H65V212L64 211L62 212L61 209H58L57 205L54 204L55 196L57 197V200L60 199L58 196L59 194L57 195V193H59V191L61 192L60 187H62V185H64L65 183L69 184L68 180H67V182H64L66 180L65 178L67 177L66 175H68V177H69V175H72V174H69V171H70V173H73V176H71V178L74 177V175L78 173L79 168L71 166L72 161H70V160L66 161V162H68L66 165L69 164V169H67L68 172L66 171V169H63V168H61V171H58L59 169H56V170H54L55 171V173H54L55 177H53L54 174H52L50 172L47 174V172L44 173L45 171H38V170H37L38 172L35 171V168L37 169V167L32 161V162H30V164L31 163H33V164H31L28 167L29 169H30V167L32 168L31 172H29L30 170L28 168L26 169V172L28 170L29 175L31 174V177L33 176L34 178L32 177L33 178L32 180L30 179L31 177L28 179H25L29 185L27 183H24V184H22L23 187L22 186L20 187L18 185V180L16 182L14 177H13L14 180H12L13 178L11 179V177L9 178V174L11 172L9 171L10 169L8 167L9 166L8 165L9 164L8 159L11 156V154L13 155V151L17 148L16 147ZM72 144L74 146H72ZM54 145H55V148L53 149L52 147ZM196 145H198V147H196ZM201 145H202V147H201ZM43 148L44 149L46 148L48 150L46 151V149L44 150ZM198 148H199V153L197 152L195 155L194 153L197 151ZM31 149L33 152L32 151L29 152ZM25 150H27V151H25ZM202 150H204V151H202ZM44 151H46V152H44ZM216 151H217V153H216ZM247 151H248V153H247ZM24 152H23V154H24ZM51 152H50L51 155H48L49 159L45 161V162H47L46 166L52 165L50 163L51 162L54 163L56 161L55 155H54L55 153H53V155H52ZM200 152H202V153H200ZM218 152H219V154H218ZM41 153H42V155H41ZM90 153H92L95 157L91 154L92 157L90 158L89 157ZM83 154H85V153H83ZM200 154H201L202 158L199 157ZM246 154H247V156H246ZM24 156H25V154H24ZM52 156H54V157H52ZM97 156L102 157V159H100L101 161L96 162L99 159V158L96 159ZM249 156L250 157L256 156L259 158V160L251 163L249 160V158H250ZM34 157L36 158L37 156L35 155ZM87 158H89L91 160H89ZM92 158L94 159L93 161H92ZM95 159H96V161H95ZM49 160H51L50 163H49ZM93 162H95V163H93ZM100 162H101V168L99 167ZM92 163H93V165H89ZM96 163H97V165H96ZM218 163H220V165H218ZM54 165L55 164H53L52 166H54ZM111 165H113L112 168H110ZM122 165H123V163H122ZM116 166H117V168L114 169V167H116ZM66 167H68V166H66ZM120 167H121V165H120ZM169 167H171V168H169ZM174 167H175V169H174ZM76 168H78V169H76ZM182 168H183V170H182ZM63 170H65V172L67 173L66 175L63 174V172H64ZM116 170L118 172H116ZM56 171H58L60 174ZM114 171L118 174H115V173H114L115 175L112 174ZM132 172H134V171H132ZM132 172H130L128 174L130 176V178H129V176H126V177H127V180H129V182L131 179L132 182H130V183L133 184L134 179L132 180V178H134L135 173H132ZM32 173H34V174H32ZM56 173L58 174L57 176H56ZM168 173L166 175H168ZM173 173L171 175H173ZM49 174L52 176H48ZM78 174L75 176L80 175V174L79 175ZM111 174H112V176L110 178L109 176ZM136 174H138V173H136ZM136 174H135V177H136ZM104 175H106L107 178ZM171 175L164 177V182H167L166 184H167V186H169V188L170 187L173 188L170 190H175L174 191L175 193H173V194H174V196L177 197V195L180 193V191H179L180 189L178 187L179 185L175 182V179H176L175 176L176 175L175 176L173 175L174 179L171 177ZM8 179H10V180L8 181ZM69 179H70V177H69ZM59 181H61V183ZM63 182H64V184H62ZM47 183H50V185H48ZM25 184H27L26 185L27 187L24 186ZM71 184H72V182H71ZM211 185L213 186V188ZM225 185L230 186V188L224 187ZM18 186L20 188H18ZM64 186H69V185L65 184ZM167 186H166V188H167ZM166 188L164 187V189L162 188V191L160 190L161 191L160 193L163 194V195L161 194L162 197H160V198L168 200V201L165 200L166 204H163L164 202H162V204L166 205V207L162 205L164 208L162 207L163 210L161 211V213L164 211L162 213V215L168 221L165 220L164 218L163 219H164V221H167L168 224L171 226V222L169 223V221L173 220L172 225L175 222L174 221L175 220L174 215H173L175 207L172 208V203L170 202L171 199L168 198L169 196H167L169 188H168V190H166ZM228 188L230 190L232 189L231 192H233V190H234L235 191V192H233L234 194L235 193L239 194L238 196H239V199H241L240 201H242V199H243V201L240 204V209L238 210V213L234 211V213L232 212V214H230L231 212H229V214H227L228 218L229 219L231 218L230 222H229V219L227 221H224L221 218L220 214L224 209L223 210L221 209L222 210L221 211L218 208L219 207L218 205H221L223 203L222 200L224 201L225 197L229 194L228 193L227 195H224L228 192ZM88 189L86 191L87 193H88ZM226 190H227V192H226ZM29 192H31V193H29ZM89 192H91V191L89 190ZM224 192H226V193H224ZM139 193L142 194L143 192H139ZM139 193L136 194V195H138L137 198H139L140 197L139 195H141ZM170 193H171V191H170ZM51 194H52V196H54V195L55 196L51 197L50 196ZM88 194L91 196V193H88ZM92 195H93V193H92ZM63 196L65 197L66 195H63ZM175 199H173V200H175ZM2 200H4V198ZM219 202H220V204H218ZM10 203H14V204H10ZM39 203H40V205L42 203V205L45 206L46 210H45V208L41 209L43 206L41 208H37V207H40ZM167 203L169 204V206L171 208L167 205ZM6 204L7 205L9 204V206L7 207ZM32 205H34L35 207H33ZM121 205H123V206H121ZM221 206H223V205H221ZM5 207H7V208H5ZM247 208H248V210H247ZM16 209L18 212L16 211ZM32 209H34V210L31 212ZM37 209H38V211H37ZM88 209H90V210H88ZM131 209H133V210H131ZM169 210L171 211L172 214H170ZM216 210L220 211V212H217ZM39 211H41V212H39ZM19 212L23 213L22 214L23 216L27 215L26 218L28 219V220H26L25 224L22 223L24 226L19 223L20 227L22 226L24 228L21 231H20L19 224L17 223L18 222L17 218L20 217V216L18 217ZM61 212H62V215H63V213H65L66 216L68 217V219L70 218L66 222L69 224H65L63 222V220H65V219L62 220L60 218ZM95 212H97V213H95ZM45 213H47V214H45ZM223 213H224V211H223ZM68 214H70V215L68 216ZM98 215H100V216H98ZM144 215L148 216L147 209H146ZM150 215L152 217L153 214L150 213L149 217H150ZM224 215L226 216V214H224ZM63 217L64 216H62V218ZM13 218H15V219L13 220ZM145 218L150 219L148 217H145ZM241 218H245L248 222H251L250 224H252V225L255 224V226L256 225L260 226L258 229L255 228V230H259V231L263 230V231H261V232L257 231V233H255L256 231H253L254 233L252 232V234H251L250 232H246V230H244L245 232L243 233V235L241 237L242 240H241L238 237L239 236V233H238V231H239L238 225L239 224L238 223L240 221L239 219H241ZM147 219H146V222H149ZM152 219H154V218H152ZM161 219H162V217H161ZM163 219H162V221H163ZM74 220H76V219H74ZM223 221H224V223L226 222L227 224L226 223L224 224ZM258 221L260 223H258ZM13 222L18 224V226ZM42 222H44L47 225H45L44 223L41 224ZM167 222H165V225L167 224ZM204 224L205 223H203V226H204ZM144 226H146V225H144ZM205 226H206V224H205ZM205 226H204V228H207V226L206 227ZM12 227H13V229H11ZM158 227L159 226L155 227V229ZM43 228H44V230H42ZM45 229H46V231H45ZM74 229L78 233L74 232L75 231ZM144 229H146V227ZM152 229L153 228L148 227V229H146L145 233L142 232V233H144L143 234L144 236L143 237L141 236L142 240L140 238V240H141L140 241L141 242L140 243V247H141L140 250L142 249V251H140L139 256H142V258H144L145 264H182V261H183V263L185 261H188V259L190 257L188 255H190V252L187 249H184L187 251L182 250L183 253L178 252L177 250L175 251V249L173 248L174 244L171 243L173 241H171L170 239H169L170 241L169 240L161 241L159 239L160 237L153 232L157 237L154 236V234L151 232ZM205 230H208V229H205ZM2 231L4 232V230H2ZM2 231L0 230L1 233H2ZM218 231H219V229H218ZM1 233H0V236H4V233H3V235ZM66 234L67 235L71 234L73 237H74V235H76L75 238H72V239L70 238L71 240H73L71 242H74V244H71V242H62L61 241V239L66 236ZM43 236H45V237L43 238ZM18 237H19V239H18ZM51 237H53V238H51ZM98 237H101L102 240H104V241L101 240L100 241L101 243L105 242V240H107L106 242L109 241V243H107V244L105 242L104 245L107 246L110 243H113L112 245L115 246V247H113L114 249H112L110 259L107 261H106V255H105L106 249L104 250L102 248L104 246H103V244L99 243L100 239H97ZM103 237H104V239H103ZM1 238L2 237H0V239ZM48 238H51V239H48ZM67 238H69V237H67ZM128 238H130V235H128ZM3 240H4L3 238H2V240H0V245L2 243L3 244L6 243ZM54 240H56L58 243H56V241H54ZM97 240H98V243L102 246H100L99 244H96L95 241H97ZM41 242L44 244H42ZM240 243H243V246H242L243 249L241 248L242 252H239L240 250L237 248L238 247L237 244H240ZM3 244H2L3 250H1V246H0V250L2 252H4L6 250L5 249L6 245H3ZM41 244L43 246L45 244H50V245H48V246L45 245L46 247L44 246V249H43V246L41 247ZM106 246L104 248H106ZM251 251H252V253H254V256L253 255H252V257L247 256L246 253L251 252ZM5 252H7V251H5ZM37 252H39V249L37 250ZM181 253L183 254V257H182ZM36 254H38V255H36ZM31 256H32V258H31ZM139 258H141V257H139ZM125 260L127 262H124ZM132 264H134V263H132ZM139 264H141V261Z\"/></svg>",
    "mask_w": 264,
    "mask_h": 264
}]
</instances>
